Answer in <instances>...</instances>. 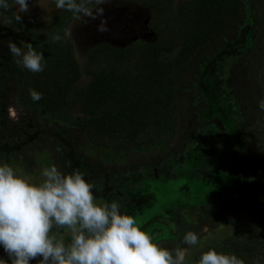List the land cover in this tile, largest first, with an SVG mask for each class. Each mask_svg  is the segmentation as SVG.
I'll use <instances>...</instances> for the list:
<instances>
[{
	"label": "trees",
	"instance_id": "trees-1",
	"mask_svg": "<svg viewBox=\"0 0 264 264\" xmlns=\"http://www.w3.org/2000/svg\"><path fill=\"white\" fill-rule=\"evenodd\" d=\"M263 7L264 0H202L197 9L201 30L183 43L173 60L164 62L155 57L138 75L104 69L96 72L85 87L76 86L80 68L70 52L54 60L46 57L47 66L40 73H30L15 62L0 59V127L12 128L10 133H36L19 150L0 153V160L22 161L31 172L33 152L49 151L55 166L64 173L73 172L64 144L50 133L57 126L64 129L76 159L90 171L115 182L168 171L172 164L189 157L195 159L192 176L198 177L201 171L218 167L225 158L242 155L240 178L228 196L213 202L203 221L211 227L216 221L228 219L231 212L247 208L264 187V111L258 108V102L264 99V64L256 53L258 37L254 30ZM142 24V19L136 18L107 19L109 31L100 33L105 39L125 42L142 33ZM248 28L252 36L248 51L229 55L220 62L225 99L234 108L241 136L239 146L232 137L226 138L209 125V106L199 84L206 65L240 40ZM9 39L18 45L22 42L0 24V45L7 46ZM120 56L128 54L121 51ZM29 89L43 93V99L34 103ZM12 98L25 101L27 119L9 122ZM68 110L79 114L69 124L55 122L43 128L38 123L40 117L49 119V114ZM167 131L170 136L165 142L145 145L143 138L148 133L153 132L155 139ZM116 139L120 140L117 146L123 151L122 158H103L87 150L91 142L95 145ZM214 149H218L217 157H213ZM120 193L125 194L124 188Z\"/></svg>",
	"mask_w": 264,
	"mask_h": 264
},
{
	"label": "rangeland",
	"instance_id": "rangeland-1",
	"mask_svg": "<svg viewBox=\"0 0 264 264\" xmlns=\"http://www.w3.org/2000/svg\"><path fill=\"white\" fill-rule=\"evenodd\" d=\"M201 1L109 0L102 5L104 18L142 19V33L125 42L103 38L98 31L99 18H85L84 21L76 22L71 13L56 9L52 0H39L41 7L36 0H29L30 11L23 15L22 25L14 22L11 26H5L22 41L32 43L38 52H43L47 60H54L60 54L70 52L80 68V80L76 86L85 87L93 81L96 72L104 69L115 68L138 75L144 65L151 63L155 57L164 62L173 60L183 43L201 30L197 11ZM12 15V12L5 13L9 18ZM259 15L254 27L258 37L256 53H259L264 64V7ZM65 28H73V39L54 43L52 35L56 32L62 33ZM250 32L248 28L240 40L217 53L204 68L199 84L209 106V125L226 138L232 137L239 146L241 136L235 123L234 108L225 99L222 76L224 73L220 62L229 55L248 51L252 43ZM121 51H126L128 56H120ZM0 59L15 62L8 47L3 45H0ZM249 59L248 57L247 60ZM11 101L8 110L9 122L22 117L27 119L25 101L21 98H12ZM12 112H15V116ZM78 115L77 112L68 110L49 114V119L40 117L38 123L43 128L55 122L66 125ZM11 129L0 127V153L19 150L21 144L36 135L35 130L29 133L13 130L10 133ZM50 131L53 137L64 144L68 164L74 171L84 173L85 178L95 185L96 195L101 201L119 200L122 211L135 216L140 227L152 235L160 246L175 248L180 245L185 232L198 233L200 242L189 249L185 264H197L201 253L210 248L218 252L237 253L245 264H264V187L247 208L231 212L228 219L216 221L211 227L206 226L203 221L204 213L211 208L213 202L228 196L240 178L244 163L242 155L236 159L225 158L218 167L201 171L198 177L192 176L195 159L189 157L180 163L172 164L168 171L160 170L145 178L133 176L115 182L113 178L90 171L85 163L74 157L63 128L57 126L55 132ZM151 133L144 136L143 141L147 142L145 145L163 143L170 136L167 131L153 139L155 135ZM215 141L213 140L216 145ZM119 143L120 140L117 139L95 145L91 142L87 150L98 153L103 158L119 159L124 156L117 146ZM213 152V157H217L218 149ZM33 154L35 163L31 172L22 161L14 158L10 161H0L10 164L20 174L39 182L43 179L42 170L54 165V162L49 151H34ZM121 188H124V195L120 193ZM205 228L208 232L203 231ZM0 257L8 259L2 247ZM31 264H37L36 260L31 261Z\"/></svg>",
	"mask_w": 264,
	"mask_h": 264
},
{
	"label": "clouds",
	"instance_id": "clouds-1",
	"mask_svg": "<svg viewBox=\"0 0 264 264\" xmlns=\"http://www.w3.org/2000/svg\"><path fill=\"white\" fill-rule=\"evenodd\" d=\"M108 2L52 0L56 9L71 13L76 22L99 18L101 33L109 31L102 7ZM29 11V0H0V24L22 25L23 15ZM8 12L13 13L11 18L5 16ZM51 39L54 43L73 39V28L56 32ZM7 47L22 69L30 73L45 70L46 58L32 43L18 45L9 39ZM29 95L34 103L43 99V93L34 89H29ZM258 108L264 111V99ZM41 176L35 182L0 161V247L8 257H0V264H31L33 260L37 264H185L189 249L200 242L198 233L187 231L181 246H160L135 216L122 211L119 200L101 201L95 185L80 171L64 173L51 165ZM197 264L245 261L234 253L210 248L201 253Z\"/></svg>",
	"mask_w": 264,
	"mask_h": 264
}]
</instances>
